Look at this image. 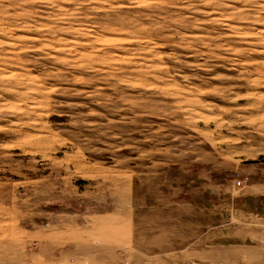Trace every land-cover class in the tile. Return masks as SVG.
<instances>
[{
    "label": "rangeland",
    "instance_id": "374dc122",
    "mask_svg": "<svg viewBox=\"0 0 264 264\" xmlns=\"http://www.w3.org/2000/svg\"><path fill=\"white\" fill-rule=\"evenodd\" d=\"M0 264H264V0H0Z\"/></svg>",
    "mask_w": 264,
    "mask_h": 264
},
{
    "label": "built area",
    "instance_id": "2783aa9c",
    "mask_svg": "<svg viewBox=\"0 0 264 264\" xmlns=\"http://www.w3.org/2000/svg\"><path fill=\"white\" fill-rule=\"evenodd\" d=\"M240 183V181H238V184Z\"/></svg>",
    "mask_w": 264,
    "mask_h": 264
}]
</instances>
